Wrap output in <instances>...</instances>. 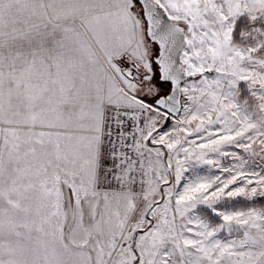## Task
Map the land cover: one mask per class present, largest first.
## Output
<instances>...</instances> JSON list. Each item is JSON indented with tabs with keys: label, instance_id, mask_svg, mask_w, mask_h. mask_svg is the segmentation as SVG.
Listing matches in <instances>:
<instances>
[{
	"label": "snow or ice",
	"instance_id": "snow-or-ice-1",
	"mask_svg": "<svg viewBox=\"0 0 264 264\" xmlns=\"http://www.w3.org/2000/svg\"><path fill=\"white\" fill-rule=\"evenodd\" d=\"M0 264H264V0H0Z\"/></svg>",
	"mask_w": 264,
	"mask_h": 264
}]
</instances>
